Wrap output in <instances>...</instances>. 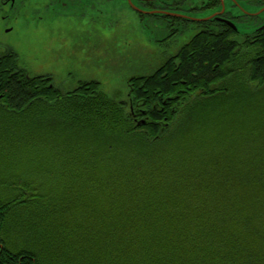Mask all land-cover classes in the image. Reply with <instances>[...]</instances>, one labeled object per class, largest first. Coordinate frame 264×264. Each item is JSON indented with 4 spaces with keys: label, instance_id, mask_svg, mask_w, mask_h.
<instances>
[{
    "label": "trees",
    "instance_id": "1",
    "mask_svg": "<svg viewBox=\"0 0 264 264\" xmlns=\"http://www.w3.org/2000/svg\"><path fill=\"white\" fill-rule=\"evenodd\" d=\"M261 35L246 70L221 83L230 47L196 40L160 94L183 98L170 81L215 83L161 126L167 108H144L151 118L135 125L101 92L56 99L35 78L4 84L0 264H264Z\"/></svg>",
    "mask_w": 264,
    "mask_h": 264
},
{
    "label": "rangeland",
    "instance_id": "2",
    "mask_svg": "<svg viewBox=\"0 0 264 264\" xmlns=\"http://www.w3.org/2000/svg\"><path fill=\"white\" fill-rule=\"evenodd\" d=\"M130 1L119 4L115 1L101 12L41 10L22 21L19 17L5 43L18 54L20 66L30 77L51 74L54 86L66 84L64 92L75 89L80 81H95L108 98L126 100L127 81L134 76L151 75L157 67L156 57L169 51L167 43L156 42L158 22L150 16L141 18L139 11L147 9L137 0ZM202 2L206 0H182L181 6L187 8ZM223 3L226 11L240 18L236 25L241 35L250 34L258 26L259 21H247L244 17L259 11L258 0H224ZM208 14L201 11L196 18ZM38 17L45 22L38 23ZM260 18L264 19V14ZM188 36L186 32L174 40L180 45ZM252 137L254 140L255 135Z\"/></svg>",
    "mask_w": 264,
    "mask_h": 264
},
{
    "label": "flooded vegetation",
    "instance_id": "3",
    "mask_svg": "<svg viewBox=\"0 0 264 264\" xmlns=\"http://www.w3.org/2000/svg\"><path fill=\"white\" fill-rule=\"evenodd\" d=\"M115 1L119 4L123 3L124 0H0V99L6 98L1 89L4 84L11 80L14 82H24L26 84L28 82L27 79L30 78L37 79L39 83L35 86H31L32 88L37 89V91L41 93L47 91L56 99H60L62 94H64L66 98L70 94H74L77 97L91 98V93L101 92L99 90V83L95 81H80L75 89L64 92L63 89L66 87V84L58 87L54 86L51 74L30 77L20 66L18 54L5 43V40L9 33L12 32L13 25L17 23L19 17L22 21L25 19V16L29 17L34 12H40L41 10L47 13H55L57 10H81L84 12L95 10L101 12ZM128 1L131 3L130 0ZM155 1L156 0H137L141 6L147 9L146 12L139 11L141 18L150 16L159 24V39H157L156 42H165L167 43V48H169L166 54H160L156 57L158 63L155 72H160L165 76L158 78L156 80L158 83L151 89H144L143 85L138 86L140 76H135L129 80L126 100L117 102L127 106L131 114L133 113V122L135 125L136 123L146 124L147 118H151L150 116H146L147 111L144 109L149 107L156 111L157 114L158 112H163V110L167 108L163 116L158 114L161 118L160 120L152 121V123L159 125L162 123L167 124V121L171 120L170 117H167L168 113L170 112L171 115L174 112L175 114L177 106L186 104L184 99L189 98L191 100L193 98L192 102L198 103L195 98L198 97L200 93L206 91L203 96H201V98L204 99L205 95L212 90L215 82L209 83L208 81H202L188 85L184 80H180L170 81L168 89L172 87L177 88L178 86L183 87L184 91L180 93L184 99L181 98L180 95L162 97L160 94L162 92L163 81H165L167 76L169 77V75L179 71L182 58L184 56H192L195 53L193 44L196 40L209 45L212 41L222 39L225 44L230 47L229 59L223 63L221 74L217 76L218 78L213 79L221 83L229 76L234 75L233 70H246L249 59L254 56L256 51L254 50L253 44L256 39L259 38L258 35L264 34V19L260 18V16L264 14V0H258L257 4L260 9L257 13L244 16L247 21H259L258 26L250 34L244 35L239 33L236 25V22L239 21L240 18L225 10L224 0H206V2H202L200 5L189 6L187 8H182V0H171L170 2L162 4L155 3ZM201 11L210 12V14L201 19L196 18L197 13ZM19 13H22V15ZM37 22H45V19L38 17ZM186 32L189 34L187 40L180 45L177 44L174 39ZM217 67L216 65L212 70H215ZM57 72L62 75L59 70H57ZM2 75L8 78L5 83L2 79ZM224 76L227 77L224 78ZM167 80L168 78L166 81ZM27 85L30 87L29 85L32 84ZM19 86L22 88L21 85ZM68 89L71 90V88ZM43 97H47L46 94H44ZM6 100L7 104H10L7 98ZM138 103H141L143 108L138 107Z\"/></svg>",
    "mask_w": 264,
    "mask_h": 264
}]
</instances>
